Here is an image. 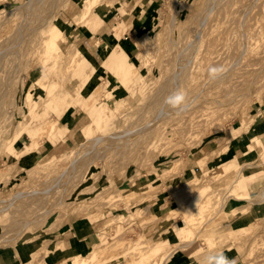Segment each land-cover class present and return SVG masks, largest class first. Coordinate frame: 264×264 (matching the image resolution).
<instances>
[{"label": "rangeland", "instance_id": "1", "mask_svg": "<svg viewBox=\"0 0 264 264\" xmlns=\"http://www.w3.org/2000/svg\"><path fill=\"white\" fill-rule=\"evenodd\" d=\"M28 1L0 0V11L3 10L0 46L17 27ZM207 1L144 0L143 15L132 12L125 17L122 12L129 9L133 0H88L84 6L90 17L77 22L72 18L79 13L80 6L83 8L77 0H67L61 11L47 3L45 10L38 13L41 23L47 18L62 31L61 52L69 54L76 64L80 63L82 71L71 72L68 65L66 76L69 78H66L58 66L52 82L56 91L49 98L51 104L32 107L37 112V120L12 142L14 129L21 122L18 115L26 111L25 93L40 75V68L26 73L25 59L1 62L0 201L10 199L15 192L33 193L53 182L76 157L74 149L78 148L79 153L90 149L87 138L105 135L111 129L133 130L142 122L147 123L156 106L151 98L157 94L162 104L174 91L183 89L188 100L182 109L166 105L169 115L160 119L153 132L149 131L151 137L141 135L140 141L122 151L123 156H114L113 150L106 149L103 157L95 158L91 154L86 162L84 159L79 162L80 169L75 174L80 181L73 179L67 185L64 199L67 204L58 208L46 205L51 214L40 220L33 219L39 210L35 204L37 196L25 202L20 198L18 204L15 202L17 206L13 204L0 212V251H15L17 257L8 260L7 256L6 264H48L44 257L47 246L61 247L80 239L84 247L60 249L64 257L81 253L82 259L72 264H133L138 253L134 250L135 244L143 241L148 246L162 242V248L167 250L163 253L160 248L150 263L162 264L176 242H187L190 238L195 241L176 250L186 251L192 244L193 248H203L200 264L204 255L217 250L234 259L236 264H264V131H254L264 125V32L259 34L261 25L264 30L260 10L264 0H245L247 14L243 19L240 14L228 16L226 11L231 12L232 0H212L201 30L199 22L205 16L204 11H208ZM200 12L201 18L197 19ZM128 23L134 32L127 31ZM136 24L140 29H136ZM117 30L123 34L129 32L132 43L124 40V35ZM196 34H199L198 42L189 45ZM244 34L256 49L235 64L240 55L237 46ZM30 49L34 48L24 49L22 58L30 57ZM131 63L134 68L127 72ZM179 63L183 64L180 71ZM210 65L224 66L227 71L220 78L210 80L207 73ZM118 71L124 75L119 84ZM175 74L180 79L179 85L173 82ZM63 79L66 82L61 83ZM104 84L115 101H122L106 112L114 113L118 108H122L121 113L141 110L137 113L139 116L133 115L137 125L133 119L131 122V117L115 122L108 115L105 125L85 133L95 112L92 106L58 142L53 143L44 133L34 142L35 132L56 119L55 110L68 108L82 87H85L82 93H89L95 86L101 89ZM43 86L42 91H46L47 84ZM42 91L38 90L36 96H43ZM97 96H100L97 108L102 110L107 98L102 93ZM73 113L69 109L61 122H66ZM252 118L259 121L251 122ZM28 119L26 116L25 120ZM247 128L263 136L254 150L252 137L244 134ZM243 134L249 138L247 148L232 151L231 138ZM26 142L32 144L29 151H24ZM84 143L83 150L79 147ZM257 175L246 189L245 180L250 182ZM204 199L211 208L208 206L207 214L201 216L203 213L199 214L197 207ZM246 202L256 207L253 214L246 213V209L250 210V205L242 206ZM192 212L197 214L195 218H203L195 220L196 228L188 231L184 223ZM169 213L171 219L165 221ZM241 215L243 219L239 221ZM28 217L32 221L17 237L19 227ZM242 227L247 228L246 232L240 233ZM242 240L247 241L241 244ZM252 241L255 247L250 251ZM87 253L91 256L87 257ZM4 263L0 257V264Z\"/></svg>", "mask_w": 264, "mask_h": 264}, {"label": "bare ground", "instance_id": "2", "mask_svg": "<svg viewBox=\"0 0 264 264\" xmlns=\"http://www.w3.org/2000/svg\"><path fill=\"white\" fill-rule=\"evenodd\" d=\"M61 1L62 2H60V5H62V6L59 5V0H29L25 4L26 8L24 10L25 13L23 14V17L19 20L18 24H16L17 27L15 28V30L13 31L11 36L10 37L8 36L9 38L7 37L6 43L4 41L5 44L0 46V64L4 59H7V61L10 60V61H15V62H19L20 60L25 59L26 60V61L24 60L25 61V63H24L25 68L23 69L24 72L29 73V71L33 70L35 67L40 68V75L33 81V83L30 85L28 91L25 93L24 105H25L26 111L24 113L22 112L18 115L21 117V122L18 125H16V127L14 129L15 131H14V136L12 138V142L20 136V134L23 132L24 129L28 128V126L31 122H35L37 120V117H38L37 112H33V110L35 111V109H37V107L42 105V104L45 106H48L51 104L49 98L52 97L54 92L56 91V87L54 86L55 83H52V82L54 81V76L57 73L58 66H60V69H62L60 71H62L64 73L63 76L65 75L66 78H69L66 76V75H69V72L67 71L68 65L71 69V72L76 71V73H78V72L82 71L81 70L82 65H80V63L76 64L75 61L72 59V57L69 56V54L66 53L63 55V53L61 52V48L59 46V41L62 38L63 33L58 28V26L56 24L50 22V20L47 18L44 20L43 23H41L40 20L42 19V17L38 16L39 12L45 10L44 6L47 5V3L54 5L56 8L58 7V9L61 11L62 9H64L63 5H65L67 3V0H61ZM246 1H248V0H246ZM246 1L245 0H232L231 12H230V10L226 11V12H228L227 13L228 16L231 14H233V16H237L238 14H240L239 17L242 15V19H243V17L247 14V7H246L247 2ZM87 2H88V0H77V3L82 5L83 8L81 10V6H80V8L78 9L79 13L74 15V17L72 18L73 22H77V20H79L81 18L82 19H88V17H90V13H89L88 8H86L84 6ZM207 2L208 3L206 5H208L209 8H208L207 12L204 11L205 16H203V19L199 16V15H201V12L196 16V18L199 16L197 19L201 18L200 19L201 21L200 20H199L200 22L198 21L200 23V24L198 23L200 28L202 27L201 25H203L202 23L206 22L207 14L210 12V9L212 8V5H213L212 0H208ZM174 3H175V1H173V4ZM144 9H145L144 8V0H133L129 9L122 12V16L127 17L132 12L133 13H139L140 12V16H141L145 12ZM260 10L264 16V2L260 5ZM6 12L11 13L10 11H6ZM2 13H3V10L0 11V16ZM241 13H243V14H241ZM35 17H36V19H35ZM55 18L56 17H54V19ZM82 19L79 21H82ZM262 21L264 22V20H262ZM93 22H95V21H93ZM48 23H50V24L47 26ZM87 24H88V20H87ZM130 27H131V24L128 23V25H127L128 30L127 31L131 30ZM263 27H264V23H263ZM201 30H203V29L201 28ZM212 30L214 31V29H212ZM117 31H118V33H121L120 34L121 36L125 35V33L123 34V32L121 30H117ZM263 32H264V30L262 29V25H261V28L259 30V34L260 33L262 34ZM198 35L199 34L195 35V37H196L195 40L190 42L189 45H193L192 43L198 42V40H199ZM248 40L249 39L247 38L246 34L242 35V39L238 43V46H237L238 50H240L239 51L240 55H239V57H237L234 60L235 64H237L241 58L243 60L246 56L253 54V52L255 51L256 46L251 44ZM27 47L34 48V49H30L31 50L30 57L27 56V58L26 57L22 58L24 55V49ZM27 51H29V50L27 49ZM100 58H102V56L99 55V59ZM17 65L20 66L18 63H16V66ZM180 67H183L182 63H179V69H178L179 71H180ZM133 68H134L133 63H131L130 66L127 67L126 70L128 72L130 69H133ZM55 80H57V79H55ZM58 80H59V78H58ZM116 80H117L118 84L120 82H123L124 75H123L122 71L117 72ZM59 82H61V80ZM63 82H66V81L63 79L61 83H63ZM173 82H174V84L178 83V85H179L180 79L178 77V74H175L173 76ZM44 84H47V86H46L47 90L46 91H42ZM84 88L85 87H82L80 89L79 95L73 101L70 102V105L68 108L58 109V110H55L56 108H54L55 113H56V119L49 120L45 126L40 128V130L38 129L37 130L38 134H37V131L35 132L34 137H36V138H35L34 142H36L37 138H39V136H41L43 133H44L43 135H45V137L47 139L51 140L53 143L58 142L62 137H64L65 133L72 127L74 122L81 116V114L86 113L89 110V108L92 106H94L95 112H94V115L91 117V123L85 129V133L88 131L94 130V129H92L93 127L97 128V126H99V125H101V126L105 125L106 123L104 121H105V118L108 117V115L111 116L112 120L114 118L115 122H119L120 120H123V119L127 120L129 117H131V119L129 118L131 120V122L133 119V123H136V118L134 119L133 115L139 113L141 110H139L137 113H135L136 112L135 110L130 109V111L128 110V112H126V113H121L122 108L121 109L118 108V110H116L114 113L113 112H110V113L106 112V109H108L111 106H117V105L121 104L122 101H115V98L112 97V94L110 93L111 90H109V92L107 90H105L106 89L105 84L101 87V89H97L95 86V88H93V90L89 93H86V92L82 93ZM38 90H40L44 93L43 96H38V97L36 96ZM99 93H102L107 98V102L105 103L104 108L102 110L100 108H97V105H96V101L100 97V96H97ZM151 100L153 101L154 105L156 104V106L155 107L153 106L154 107V109H152L153 112H150V113H152V115H150L151 118H150V120L147 119V121L149 120L147 123L145 121L146 118L144 117L145 123L142 122V124L139 126L137 125L138 123H136L137 126L134 124L131 125V123H130V125L132 127L136 126V128H134L133 130H131L130 128L128 129L127 127H125L124 129H119V130L111 129L105 135L99 134V135H96L92 138H87L86 142L90 143V145L88 143L87 148L90 147V149L85 150L82 153H79L78 148L74 149V154L76 155V157L73 160H70L68 168L65 172L61 173L57 177H54L53 182H51L49 184H45L44 188H42L40 190H36L33 193L32 192H27V193L15 192L13 195H11L10 199L4 200V201L1 200L0 201V212H4L7 207H10V206L12 207V205L15 204V202H16V204H18L19 202L17 200H20V198H23V200L21 199V202L22 201L25 202V201H31V198L33 196L38 197L36 199L37 201L35 202V204H36V206L39 207L38 209L40 210V211L38 210V214L33 216V219L35 217H37L36 220L37 219L40 220L47 213H49V209L46 208V205L48 207L50 206V208H53V207L58 208L61 205H64V203H66V201H64V199L67 197V194L65 193V190L68 189L67 185L70 184L71 182H73V179H74V181L79 180V178L77 177L78 175L75 174L77 169L78 168L80 169L79 162L83 161V159L86 162V159L89 158L91 156V154H93V156L95 158L103 157L104 152L106 153V149L113 150L114 156H116L117 154H121L123 156V152L126 150V148L131 143H134V142L136 143V141L138 142V140L140 141L141 135H143L142 138H144V136H150L149 134L151 132H149V131L151 130L153 132L152 129L155 127L156 124L159 123L160 119L169 115V113L167 112V106H166L167 104L165 103V101L162 104L159 103V101H160V95L159 94H157L155 97L151 98ZM152 101H151V103H152ZM151 103L149 102V105ZM32 107H34L35 109H33ZM69 109H72L74 113L71 115L70 118H68V120L66 122H61V119L68 112ZM147 109L149 110V108H147ZM143 111H145V110H143ZM26 116H28V118H29L27 121L25 120ZM7 118H6V120H7ZM138 119H140V118H138ZM250 120H251V122H255V123H257L259 121V120H256L254 118H252ZM128 126H129V124H128ZM147 132H148V135H147ZM144 133H146V135ZM245 133H247L248 136L252 137V145H253L252 148L254 150L257 141L263 136L259 137L255 134H253L252 128L249 130L247 128V131L244 132V134ZM235 134H238V133L235 131ZM136 136H137V139H135ZM105 141H107L109 143L105 144L104 143ZM144 141H145V139H144ZM85 143H84V145L80 144L81 146L79 148L82 149L84 146H86ZM31 146H32V144L30 142H26L25 147H24V151H29ZM133 146H135V145H133ZM87 148H85V149H87ZM81 149H80V151H81ZM83 150H84V148H83ZM163 151H166V150H163ZM113 153L111 155H113ZM9 154H12V153H9ZM111 158H112V156H111ZM88 163L89 162H87L86 165ZM250 165H252V164H250ZM259 166H262V165H259ZM6 170H8V169H6ZM75 177H77L78 179L77 178L75 179ZM207 199H209V198H206V200ZM203 201L197 207L198 213L199 214L203 213L201 216H204L205 213L207 214L206 211L208 209V206L210 205L209 202H207L208 200L205 201V199H204ZM16 204L14 206H17ZM221 206H222V204H221ZM209 207L211 208V206H209ZM56 208H54V209H56ZM47 209H48V212H47ZM49 214H51V213H49ZM169 215H171V213H169L167 215L168 218L166 217L165 221H168V220L170 221L171 218H169ZM196 215L197 214L192 212L190 215H188L187 220H185L186 223H184V225L187 226L186 228L188 231L189 230L192 231L194 229L193 227L195 226V223H196L195 220H200L203 218L201 216L195 218ZM59 216H60V214H59ZM30 221H32V218L28 217L27 221H25L24 223L21 224V226L19 227L18 234L16 233L17 237H19V234L25 230V228L28 226ZM200 222L201 221H199V223ZM256 227H258V226H256ZM195 228H196V226H195ZM239 230H240V233L246 232L247 228L245 229L242 227V228H239ZM230 231H232V230H230ZM196 233H198V232H196ZM147 241H148V239H147ZM194 241H195L194 238H190L187 242H183L185 244H183L182 242L181 243L176 242L175 248L172 251L167 252L166 256H164L162 264H165L166 261H168L170 259V257L174 253L173 251H175L176 249L186 248L191 243H193ZM246 241L242 240V242H240V243L242 244ZM143 242H138L135 244L134 250H136L138 253H136L137 256L135 255L136 258L134 259L133 264H150L151 260H155V259H152L155 256V253L160 248H162L164 246L161 244L162 243L161 241H159V243H156L152 246L151 245L148 246V245L144 244L145 242L144 243ZM250 244H252L251 249H250V251H251L253 249V246L255 247V245H254L253 241ZM138 246H140V247H138ZM81 247H84V243L81 239L80 240H72V241L68 242L65 246L61 245V247H60V245L59 246H56V245L47 246V248H45V252H46V254L44 256L46 258L45 261L47 260L48 264L78 263L80 261V259H82V257H81L82 255L80 252H76V254H72V255H69L67 257H64L61 255L60 249L69 251V250L76 249V248L79 249ZM202 249L203 248H194L191 251H189V256H188V260H187L186 264H200V262H199L200 258L199 257L203 251ZM248 255H249V253H248ZM90 256H91V254L87 253V257H90ZM246 257H247V255H246ZM242 258L243 257H241L240 260H242ZM262 262L264 263V259L262 260ZM93 264H96V262H94Z\"/></svg>", "mask_w": 264, "mask_h": 264}, {"label": "crops", "instance_id": "3", "mask_svg": "<svg viewBox=\"0 0 264 264\" xmlns=\"http://www.w3.org/2000/svg\"><path fill=\"white\" fill-rule=\"evenodd\" d=\"M136 29L138 30V29H140V25L139 24H136ZM134 30L135 29H131L130 30V32H134ZM130 33L128 32V33H126L125 35H124V40H127V41H129V42H131L132 43V41L131 40H129L130 39V35H129ZM109 36H111V31L109 32V34H108ZM254 131L255 132H259V131H261V132H263L264 131V125H261V126H257L256 128H254ZM248 136L247 135H240V136H238V137H235V138H231V141H232V151H238V150H241V149H243L244 147H246L247 146V141H248ZM247 148V147H246ZM244 153H248V152H244ZM259 175V174H258ZM258 175L257 176H255V177H253V179L250 181V182H248L247 180H245V187H246V189H249V185L253 182V181H255V179L258 177ZM244 180V179H243ZM247 182V183H246ZM254 186V185H253ZM252 186V187H253ZM256 186V185H255ZM254 186V187H255ZM248 205H250V210L248 211V209H246V213H254L255 212V210H256V207H255V209H254V204L253 203H244L242 206H245V207H247ZM244 214V215H247V214ZM238 219H239V221L240 220H242L243 219V217H242V215L240 216V217H238ZM238 221V222H239ZM194 244H192L186 251H183V250H176L173 254H172V256L170 257V259L167 261V263L166 264H186V262H187V260H188V256H189V251H191L192 249H194L192 246H193ZM163 250H161L163 253L167 250L166 248L164 249V248H162ZM8 254H10V255H8ZM8 256V260H12V259H17V257L15 256V251H7V252H2V251H0V257H3V260H4V264H6V257Z\"/></svg>", "mask_w": 264, "mask_h": 264}, {"label": "clouds", "instance_id": "4", "mask_svg": "<svg viewBox=\"0 0 264 264\" xmlns=\"http://www.w3.org/2000/svg\"><path fill=\"white\" fill-rule=\"evenodd\" d=\"M224 66H212L207 69L210 80H216L226 73ZM188 94L185 90L179 89L174 91L165 98V103L172 109H182L187 105ZM201 264H236L234 259H229L222 251H214L206 254L201 260Z\"/></svg>", "mask_w": 264, "mask_h": 264}]
</instances>
